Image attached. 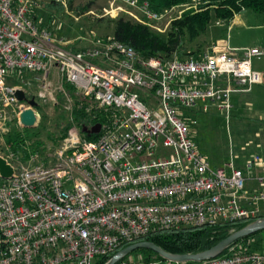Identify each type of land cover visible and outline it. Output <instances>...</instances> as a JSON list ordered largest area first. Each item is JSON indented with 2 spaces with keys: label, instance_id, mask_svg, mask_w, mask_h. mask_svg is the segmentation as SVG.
Instances as JSON below:
<instances>
[{
  "label": "built area",
  "instance_id": "1",
  "mask_svg": "<svg viewBox=\"0 0 264 264\" xmlns=\"http://www.w3.org/2000/svg\"><path fill=\"white\" fill-rule=\"evenodd\" d=\"M123 2L142 24L171 22L206 3L186 0L156 11L145 0ZM34 7L32 0H0V152L9 150L0 157L14 171L0 182V264H92L157 230L227 224L264 212L261 158L245 162L249 176L256 172V188L248 190L250 177L233 158L211 167L185 117L213 106L228 123L232 95L264 82L252 68L264 49L213 42L196 57L143 59L110 39L72 51L40 26ZM24 73L56 81L63 93L67 84L103 110L107 121L97 138L83 140L70 127L53 161L38 164L33 154L29 168L11 164L15 154L5 136L20 125L26 104L14 96L25 90L6 79ZM188 264H264V253L230 249Z\"/></svg>",
  "mask_w": 264,
  "mask_h": 264
},
{
  "label": "rangeland",
  "instance_id": "2",
  "mask_svg": "<svg viewBox=\"0 0 264 264\" xmlns=\"http://www.w3.org/2000/svg\"><path fill=\"white\" fill-rule=\"evenodd\" d=\"M32 2L35 5L34 18L40 26L48 30L56 41L62 40L66 43V48L72 51L92 48L99 42L110 40L114 30L112 19L122 16L136 23H141L142 20L141 15L127 7L123 0H32ZM170 23L169 19H163L146 25L155 32L163 33L167 31ZM220 24L221 21H212L206 34L193 43V45L203 44V48L196 55L207 51L214 41L226 38L227 28L224 30ZM44 83L49 86L42 91ZM6 85L22 87L27 98L34 97L37 103L34 109L37 117L35 127L23 129L20 125L10 126V138L16 139L17 136H21L27 150L32 149L34 151L32 154L38 155L36 163H44L43 159L47 160V164L53 161L61 145L58 138L62 131L70 129H68L69 125L74 127L82 138L81 126L74 122L73 114L78 107L82 108L87 104L90 108L94 107L95 104L90 100L84 99L76 92L70 94L65 88V93L61 92L56 81H36L35 76L30 73L9 75ZM199 112L189 111L185 117L188 118L193 142L208 157L212 168L221 167L224 163H228L230 158L238 162V158L242 155L253 153L254 132L249 129L254 123H247V129L236 127L232 120L230 124L227 123L223 115L213 106L207 113ZM241 145L245 146V151L241 150ZM8 153L9 150L2 148L0 155L7 156ZM10 163L21 168L33 166L29 160L25 161L21 158V152L15 153ZM138 259L137 256H131L123 264H137Z\"/></svg>",
  "mask_w": 264,
  "mask_h": 264
},
{
  "label": "trees",
  "instance_id": "3",
  "mask_svg": "<svg viewBox=\"0 0 264 264\" xmlns=\"http://www.w3.org/2000/svg\"><path fill=\"white\" fill-rule=\"evenodd\" d=\"M151 8L156 11H162L174 6L185 3L186 0H145ZM206 3L199 5L197 9L184 11L178 18L171 21L167 31L155 32L148 25L133 22L126 17H117L112 19L114 30L112 40L118 41L127 47H131L141 58L148 59L153 57L171 58L176 56L179 59L188 58V56L196 57L197 52L203 48V44L193 45L201 36L205 35L212 21L230 22L235 15L252 11L254 13H264V0H205ZM65 90L73 93L74 89L65 84ZM88 110V112H86ZM73 120L78 126H92L94 124L104 125L107 121V114L103 110L89 107H78L74 110ZM72 127L68 126V129ZM67 131H62L58 141L61 142L66 137ZM10 132L5 136L6 143L10 144V151L15 153L21 152V158L25 161L29 160L34 152L32 149L27 150L24 139L17 136L16 139L10 138ZM83 140L92 141L97 135L85 136ZM45 164L47 160L43 159ZM264 218V212L260 213L255 219H245L232 223L221 225H204L199 227H181L177 229L157 230L144 238L138 239L131 243L121 245L114 252L95 257L92 264H105L112 256L127 246L137 242H150L158 246L166 253L173 255L197 254L208 250L221 240L228 237L231 233L236 232L251 222ZM3 244L0 241V250ZM230 249L238 253L244 252H260L264 251V231L258 232L252 236L237 240L224 251L226 254ZM131 256L141 258L142 264L169 263L162 259L158 254L146 250H136L117 264H123L128 261ZM188 264V263H184Z\"/></svg>",
  "mask_w": 264,
  "mask_h": 264
},
{
  "label": "crops",
  "instance_id": "4",
  "mask_svg": "<svg viewBox=\"0 0 264 264\" xmlns=\"http://www.w3.org/2000/svg\"><path fill=\"white\" fill-rule=\"evenodd\" d=\"M220 25L223 26L224 30L227 28V36L224 39L214 42H219L224 46L238 50L264 49V13L258 14L252 11H244L235 15L230 22L226 23L221 21ZM252 68L260 72L264 79V56L260 59L253 60ZM231 106L229 124L232 120L236 127H246L247 129V123H254L250 127L251 130L249 129V131L254 132V151L250 155H242V157H239L238 162L237 160L235 161L236 166L249 176L250 173L245 168V162L248 159L259 156L264 165V138H261L264 137V82L253 86L248 93L233 94L231 97ZM195 111L199 112L200 110L196 109ZM199 113L204 114L201 111ZM244 149L245 146L241 145V150L243 151ZM237 156L239 155L237 154ZM241 160L244 162L242 163ZM255 175L256 172H253L249 176L250 178L246 182V189L251 190L256 188V183L253 179Z\"/></svg>",
  "mask_w": 264,
  "mask_h": 264
},
{
  "label": "water",
  "instance_id": "5",
  "mask_svg": "<svg viewBox=\"0 0 264 264\" xmlns=\"http://www.w3.org/2000/svg\"><path fill=\"white\" fill-rule=\"evenodd\" d=\"M14 96L17 99V101L24 102L27 105V107L23 109L22 112L20 113L19 116L20 126L23 129H32L33 127L36 126V122H37V117L34 112V109L37 107L35 98L32 97L28 99L22 90H15ZM100 129H101L100 124H94L90 127L86 125H81L80 133L85 136L97 135L100 132ZM13 173H14L13 168L9 164H7L5 159L0 157V179L9 180L11 179ZM261 231H264V218H260L251 222L244 228L231 233L228 237L221 240L220 242H218L208 250H205L197 254L173 255L166 253L165 251H163L153 243L146 241L137 242L117 252L105 264H117L120 260H122L130 253L140 249L150 250L158 254L162 259L174 264L200 262L222 255L224 251H226L231 246L232 243L236 242L237 240L252 236Z\"/></svg>",
  "mask_w": 264,
  "mask_h": 264
}]
</instances>
